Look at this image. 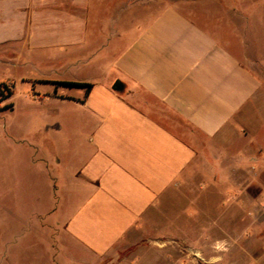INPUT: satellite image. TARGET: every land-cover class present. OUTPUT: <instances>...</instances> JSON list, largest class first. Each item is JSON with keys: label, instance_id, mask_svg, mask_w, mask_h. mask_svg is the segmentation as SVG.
<instances>
[{"label": "crops", "instance_id": "obj_1", "mask_svg": "<svg viewBox=\"0 0 264 264\" xmlns=\"http://www.w3.org/2000/svg\"><path fill=\"white\" fill-rule=\"evenodd\" d=\"M149 2L114 0L107 23L93 27V0H0V62L32 72L19 81L37 90L24 95L29 107H43L26 117L43 124V138L26 133L29 148L14 150L35 178L12 216L36 233L54 226L92 257L134 241L207 150L245 134L262 100L264 52L225 31L247 23L264 30L263 17L214 1L208 6L228 22L218 21V31L195 18L199 2ZM14 93L15 85L6 98L12 108Z\"/></svg>", "mask_w": 264, "mask_h": 264}, {"label": "rangeland", "instance_id": "obj_2", "mask_svg": "<svg viewBox=\"0 0 264 264\" xmlns=\"http://www.w3.org/2000/svg\"><path fill=\"white\" fill-rule=\"evenodd\" d=\"M113 1L93 0L91 26L107 23L114 10ZM214 1L264 18V0H150L149 4L185 8L199 2L194 7L195 18L215 30L218 21L228 22L221 11L210 9L208 3ZM225 32L233 43L264 52L262 28L247 23L244 31L231 27ZM13 61L0 62V264H209L213 256L221 257L218 264H264V72L258 73L262 100L247 117L245 134L238 130L230 144L207 150L201 164L192 166L188 180L149 215L136 239L118 245L101 258L77 251L74 244L71 248L55 233L54 226L46 224L42 233H36L32 225H24L16 214L12 216L13 204L30 199V184L35 178L31 164L17 165L14 150L29 148L22 142L26 133L31 140H41L44 135L39 132L43 124L26 122V117L39 114L38 108H43L29 107L24 95L37 90L30 82L19 81L26 73L32 76V72L13 66ZM13 85L12 108L6 98ZM43 111L48 113L46 108ZM28 205L24 206L27 210ZM65 212L62 201L58 205L60 219ZM216 244L221 245L219 251L214 250Z\"/></svg>", "mask_w": 264, "mask_h": 264}, {"label": "trees", "instance_id": "obj_3", "mask_svg": "<svg viewBox=\"0 0 264 264\" xmlns=\"http://www.w3.org/2000/svg\"><path fill=\"white\" fill-rule=\"evenodd\" d=\"M55 84L66 86V87H71V88H85L86 91L91 88L90 84L81 83V82H56Z\"/></svg>", "mask_w": 264, "mask_h": 264}, {"label": "clouds", "instance_id": "obj_4", "mask_svg": "<svg viewBox=\"0 0 264 264\" xmlns=\"http://www.w3.org/2000/svg\"><path fill=\"white\" fill-rule=\"evenodd\" d=\"M221 249V245L220 244H216L214 245V250L219 251ZM223 251H227V248H224ZM221 259V257L218 256H213L210 258V262L209 264H218V261Z\"/></svg>", "mask_w": 264, "mask_h": 264}, {"label": "water", "instance_id": "obj_5", "mask_svg": "<svg viewBox=\"0 0 264 264\" xmlns=\"http://www.w3.org/2000/svg\"><path fill=\"white\" fill-rule=\"evenodd\" d=\"M115 87H116V85L113 88H115Z\"/></svg>", "mask_w": 264, "mask_h": 264}]
</instances>
